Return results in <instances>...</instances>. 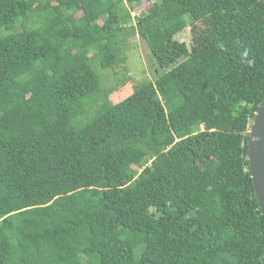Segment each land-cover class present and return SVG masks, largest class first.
<instances>
[{"label": "trees", "instance_id": "trees-1", "mask_svg": "<svg viewBox=\"0 0 264 264\" xmlns=\"http://www.w3.org/2000/svg\"><path fill=\"white\" fill-rule=\"evenodd\" d=\"M136 35L155 78L113 104ZM263 101L264 0H0V264H264Z\"/></svg>", "mask_w": 264, "mask_h": 264}, {"label": "rangeland", "instance_id": "rangeland-1", "mask_svg": "<svg viewBox=\"0 0 264 264\" xmlns=\"http://www.w3.org/2000/svg\"><path fill=\"white\" fill-rule=\"evenodd\" d=\"M150 5L151 3L141 1L138 4L126 5V7L130 10L131 16L134 17L140 13H144ZM176 39L187 43L189 40V28H186V30L176 36ZM121 47L118 63L113 69H95L99 78L101 76V79H99L101 84L106 87L110 85L116 87L117 90L113 91L109 96V100L113 104L116 101H122L127 93H131L134 85L146 82L147 80L153 81L155 78L154 60L142 38L137 35L129 37ZM124 76L126 77L125 81ZM123 82H125L123 84L125 86L119 87ZM115 95L117 96L114 98ZM93 114L94 112L90 113L89 117ZM89 117L87 118L86 115L84 120L87 121Z\"/></svg>", "mask_w": 264, "mask_h": 264}, {"label": "water", "instance_id": "water-1", "mask_svg": "<svg viewBox=\"0 0 264 264\" xmlns=\"http://www.w3.org/2000/svg\"><path fill=\"white\" fill-rule=\"evenodd\" d=\"M247 160L255 199L264 218V101L249 130Z\"/></svg>", "mask_w": 264, "mask_h": 264}]
</instances>
